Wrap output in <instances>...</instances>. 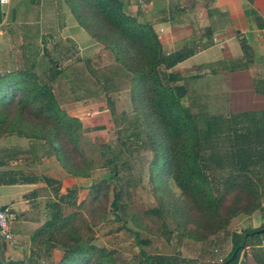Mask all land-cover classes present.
<instances>
[{
  "label": "trees",
  "instance_id": "1",
  "mask_svg": "<svg viewBox=\"0 0 264 264\" xmlns=\"http://www.w3.org/2000/svg\"><path fill=\"white\" fill-rule=\"evenodd\" d=\"M63 1L77 25L108 49L129 75L133 121L137 120L143 128V136L133 132V139L128 136L130 134L126 139L116 137V145L123 147L128 154L130 147H140V150L152 153L148 164L149 181L164 197H158L156 208L133 212L128 193L133 186L129 164L125 161L118 165L113 163L105 177L92 179L85 196L77 203L74 201L77 187L58 196L59 186L55 185L52 190L57 198L45 201L44 220L30 232V245L36 248V252H40L43 246L44 256L50 255L54 249L60 251L59 260L52 264H117L113 252L92 244L90 237L92 226L106 218L110 191L108 208L112 210L114 220L121 223L116 230L131 231L133 228L136 230L133 234L138 238L137 231L152 234V224L156 223L159 226L157 231L166 241L170 239V232L175 230L180 237L212 244L220 242L216 238L223 232L222 239L229 237L231 242L228 257L215 262L210 259L212 254L203 253L200 255L209 259L200 264H224L226 259L242 264L240 252L245 248L259 247L264 228L261 225L256 229L243 228L234 232L231 220L239 215L248 216L255 210L262 211L263 193L259 180L243 165L222 176L213 186L207 175L210 166L203 153L205 146L213 148L209 134L213 126L206 132L197 126L183 103V87L169 82L165 72L187 54L180 51L164 53L152 23L138 21L125 13L120 0ZM43 54L48 66L41 76L43 79L25 65L0 75V138L13 134L43 142L65 175L88 178L96 152L113 150L114 147L111 142H101L98 137L96 131L102 126H83L77 117L60 107L52 87L64 69L49 59L47 52ZM88 72L90 75L91 70ZM95 82L101 84L97 79ZM120 171L121 175H118ZM44 179L46 184L51 181ZM68 202L73 209L64 213ZM138 242L146 243L144 240ZM140 256L137 264H161L143 251ZM252 256L257 264H264V259L258 260L255 253ZM0 264L48 263L46 257L5 260L1 253Z\"/></svg>",
  "mask_w": 264,
  "mask_h": 264
},
{
  "label": "crops",
  "instance_id": "2",
  "mask_svg": "<svg viewBox=\"0 0 264 264\" xmlns=\"http://www.w3.org/2000/svg\"><path fill=\"white\" fill-rule=\"evenodd\" d=\"M61 1L63 3V0H7L0 5V64L3 66L0 75L23 67L26 51L22 40L28 38V31H39L47 22L54 20L51 8ZM120 1L124 10L134 7L135 12L142 11L141 14L150 20L165 53L180 51L187 54L169 68V82L183 87V102L197 126L203 132L213 126L209 132L213 148H203L208 165L223 166L224 158L215 142L226 135L251 136L258 163L264 160V32L261 31L264 0H162L160 3L156 0H134V4L128 0ZM136 1H142L140 5L144 7L138 8ZM11 39H19V44L9 45ZM44 39L40 38L39 43H44ZM245 120H248L252 130H241L246 125ZM96 124L106 126L104 119ZM228 145V150L222 149L223 152H229L226 153L229 167L234 169L243 165L264 185V172L259 174L250 169L239 154L242 151L241 143L231 142ZM49 158L52 161L47 160L43 167V177L51 180L48 184L37 183L32 188L34 183L27 182V178L14 172H0V205H9L17 214L13 222L16 224L12 226L15 240L26 236L29 242L31 230L44 220L45 201L57 198L52 190L55 185L59 186L58 196L67 189L77 187L75 203L87 192V185L81 184L84 187L80 189L77 184L88 178L65 175L55 158L52 155ZM15 185L23 187L19 189L20 192L16 191L17 194L9 190ZM44 190L49 191V194L41 196ZM262 190L264 199V187ZM11 197L14 201H11ZM41 199L43 213L40 207H33ZM65 205L68 206L65 210H72L70 202ZM8 244L0 238V254L7 255L10 248ZM59 255L60 251L54 249L51 252L52 260L56 262Z\"/></svg>",
  "mask_w": 264,
  "mask_h": 264
},
{
  "label": "rangeland",
  "instance_id": "3",
  "mask_svg": "<svg viewBox=\"0 0 264 264\" xmlns=\"http://www.w3.org/2000/svg\"><path fill=\"white\" fill-rule=\"evenodd\" d=\"M133 1L128 0L131 4H134ZM156 1L160 3L162 0ZM140 2H137L139 4L138 8L144 7L140 5ZM61 3L51 8V11L54 13V16H52L55 18L54 20L47 22L45 27L39 31H28V38L22 40V45L26 51L23 64L35 73H38L40 78L43 79L41 76L45 74L48 67L46 65L47 58L43 52H47V57L56 61L59 68L64 69L62 76L58 78L52 87L54 96L60 107L69 115L77 117L84 126L86 124L89 127L95 126L97 125L96 122H101L103 119L106 123V126L97 125L102 126V129H98L96 133L102 140L101 142H111L114 149L97 151L90 177L86 181L77 184V186L83 188L84 185H87L88 189L93 178L99 179L105 177L109 173L110 168H112L113 163L118 165L122 161H125L129 164V173L133 181V186L128 189L130 208L133 212L156 208L158 197H164V195L154 190L149 181L150 172L148 164L152 159V153L148 150H140V147L134 149L130 147L131 152L128 154L123 147L116 145V137L126 139V135L130 134L128 136H131L133 139V132H136L139 137L143 136V128L139 126L137 120L133 121L134 113L128 88L129 75L114 60L113 55L108 49L93 40L77 25L66 3L64 1ZM141 12H135L134 7L125 8V13L136 17L138 21L150 22ZM62 27L63 29H61ZM43 37H45L44 43H39L40 38ZM11 44L16 46L19 44V39L14 41L11 39L9 45ZM0 68H3L1 64ZM89 69L91 70L90 75ZM165 72L169 76V69ZM96 79L101 81V84H97L95 82ZM102 86H105V89ZM245 122L246 125L241 130L247 132L248 128L252 126L248 120H245ZM249 130H252V128H249ZM255 137L257 138V135ZM231 142L241 143L240 149L242 151L239 154L244 157L246 166L254 169V171H258L259 174L264 172V160L259 159L263 163H258L256 158L258 155L253 145H251L253 143L251 136L243 134H238L237 136L226 135L215 142L224 158L223 166L210 167V170L207 172V175L212 179L213 186L219 182L222 176L232 172L231 170L235 171L238 169L229 167L230 161L227 158L228 154H226L229 152H223L222 149L226 148L228 150V144ZM6 152L11 153V155H8ZM120 152H123L125 155L120 154ZM49 157L48 147L43 142L16 137L13 134L0 138V160L3 164L0 166V172H14L13 174L15 175L23 176L27 178V182L34 183V185H31L32 188L37 183L39 185L45 184L43 177L45 170H43V167L47 160L52 161ZM48 166L50 165L48 164ZM118 175H121V171L118 172ZM3 180H6V178ZM259 185L262 190V187H264L263 182H260ZM22 188V186L15 185V187H10L9 190L17 194L16 191L20 192L21 190L19 189ZM171 188L173 191H176L172 186ZM24 189L26 190V187ZM46 193L49 194V191H42L41 196ZM110 195L111 192L109 191L106 204V218L102 223L92 226L90 237L92 244L111 250L117 264H137L139 259H141L140 254L142 251L155 262L161 264H200L206 258L209 259L207 256L206 258L203 257L205 255H200L203 253L212 254L210 259L215 262H220L222 258L228 257L227 254L231 250V242L229 237L225 240L222 239L223 232L218 233L216 238V241L220 240V242L217 241V244H212L208 241L197 242L180 237L175 230L170 232V239L166 241L159 231H157L159 226L156 223L152 224V234L137 231L138 238H135L133 231L136 232V230L130 226V223L127 224L132 228L131 231L125 229L116 230L121 223L114 220L112 210L108 208ZM12 200L14 201L11 197ZM42 200H39V203H34L33 207H40L43 213ZM3 201L6 200L3 199ZM261 202V205L264 204L263 198ZM69 209H64L63 212L67 213L70 211ZM41 215L40 213V217ZM15 224H12V226H15ZM261 225L264 228V209L262 211H253L249 217L239 215L231 220V229L234 232H239L243 228L256 229ZM261 229L260 233L262 232ZM18 238L15 242L8 244L10 248L6 256L2 253V257L5 260H21L27 257L39 259L46 257L48 264L55 263L52 260L51 252L50 255L44 256L42 249L40 252H36V248L27 242L26 236L23 239ZM140 240H144L146 243L138 242ZM263 240L264 236L260 235L259 247L256 246V249L245 248L242 250L243 252H240L242 254V264H257L252 253H255L258 260L264 259ZM11 249H15L16 251L13 252ZM241 254L239 255L241 256ZM224 264H234V261L226 259Z\"/></svg>",
  "mask_w": 264,
  "mask_h": 264
},
{
  "label": "built area",
  "instance_id": "4",
  "mask_svg": "<svg viewBox=\"0 0 264 264\" xmlns=\"http://www.w3.org/2000/svg\"><path fill=\"white\" fill-rule=\"evenodd\" d=\"M7 2V0H0V5ZM261 31L264 32V18L263 25ZM17 214L13 211V209L9 205H4L0 208V238L6 242H14L15 235L12 231V224L16 220ZM262 245H264V240L262 241Z\"/></svg>",
  "mask_w": 264,
  "mask_h": 264
},
{
  "label": "water",
  "instance_id": "5",
  "mask_svg": "<svg viewBox=\"0 0 264 264\" xmlns=\"http://www.w3.org/2000/svg\"><path fill=\"white\" fill-rule=\"evenodd\" d=\"M4 205L2 204V205H0V208H2ZM261 231H263V228L261 229Z\"/></svg>",
  "mask_w": 264,
  "mask_h": 264
}]
</instances>
